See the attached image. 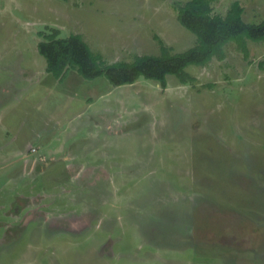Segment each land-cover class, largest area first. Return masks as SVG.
Listing matches in <instances>:
<instances>
[{"label": "rangeland", "instance_id": "rangeland-1", "mask_svg": "<svg viewBox=\"0 0 264 264\" xmlns=\"http://www.w3.org/2000/svg\"><path fill=\"white\" fill-rule=\"evenodd\" d=\"M186 1L0 0V264H264V41L165 89L54 80L37 49L57 29L105 64L159 55L155 36L182 52ZM234 1L264 20V0L212 13Z\"/></svg>", "mask_w": 264, "mask_h": 264}, {"label": "trees", "instance_id": "trees-1", "mask_svg": "<svg viewBox=\"0 0 264 264\" xmlns=\"http://www.w3.org/2000/svg\"><path fill=\"white\" fill-rule=\"evenodd\" d=\"M180 24L195 36V44L182 52H171L161 39L159 55H135L133 61L105 64L78 34L57 37L53 29L38 42V52L46 60V72L55 79L75 69L85 79L105 76L113 86L134 83L139 77L157 81L165 89L167 75H174L181 84L195 81L186 68L204 66L212 59L225 58L224 47L234 43L245 58L249 55L248 41H264V20L258 23L243 19L238 1L231 3L225 15L213 14L210 0H187L176 8Z\"/></svg>", "mask_w": 264, "mask_h": 264}, {"label": "crops", "instance_id": "crops-1", "mask_svg": "<svg viewBox=\"0 0 264 264\" xmlns=\"http://www.w3.org/2000/svg\"><path fill=\"white\" fill-rule=\"evenodd\" d=\"M54 80H59V79H55L53 78ZM60 81V80H59ZM111 124H109L110 126ZM32 152H36V149L35 148H32L31 149ZM62 157V156H61ZM69 156H63V158H60L61 160H57L56 162H59V163H65V162H68V159L71 160V158H68Z\"/></svg>", "mask_w": 264, "mask_h": 264}]
</instances>
